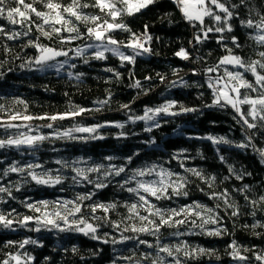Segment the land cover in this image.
Segmentation results:
<instances>
[{
  "label": "trees",
  "instance_id": "16d2710c",
  "mask_svg": "<svg viewBox=\"0 0 264 264\" xmlns=\"http://www.w3.org/2000/svg\"><path fill=\"white\" fill-rule=\"evenodd\" d=\"M46 2L25 0V3L44 12L48 11L44 7ZM57 2L67 5L71 0ZM227 2L239 5L234 10L237 15L230 21L233 31L222 34L212 32L207 39H203L198 23L193 26L185 18L175 0H156L132 15L121 14L116 22L125 24L131 32L116 30L111 33L114 39L126 44L132 33L142 36L145 31L152 37L151 41L145 43L150 52L136 55L135 64L122 62L112 52H105L104 59H96L95 52L91 50L77 56V49L85 48L94 40L82 35L81 39L62 43L55 34L52 39H48L39 32L37 25L42 21L33 13H29L31 20L25 21L23 25L13 24L6 16H0V28L9 34H21L13 40L0 34V119L17 114L20 117H33L31 125L18 121L0 122V139H14L22 135L47 137L38 142L35 148L28 145L0 148V186L8 187L12 192L11 197L0 193V214L13 220L11 227L0 225V264L5 260L15 264L10 257L17 254L24 261L31 256L33 259L28 264H153V261L160 264L159 257H164L163 264H171L172 257L159 252V246L185 243L189 250L203 248L207 251L204 254L198 253L194 258L185 257L183 252L174 253V256L178 255L181 259V264H262L256 256H264V227L254 228L253 225H264V201L254 208L249 201L264 196V157L260 154L264 151V127L257 122V128L248 129L229 106L209 107L214 100L213 89L208 86L209 79L222 76L225 68L229 71L243 69L225 65L214 72L207 70L216 68L220 59L228 55L226 48H231L234 55L241 56L245 61L261 59L258 53L264 51V46L258 45L251 38L255 31L244 27L240 21L259 19L257 13L264 14V0H246L245 4H241V0ZM81 3L91 5L93 0H81ZM18 6L16 0H5L6 8ZM82 11L89 15L105 16L91 6ZM73 22L81 34L86 32L87 27L93 26L75 21L74 18ZM205 24L212 25L211 18L205 17ZM45 30H50L48 25H45ZM25 32L28 35H24ZM198 34L202 43H198L195 38ZM61 35L67 36L68 33ZM233 36L241 45L238 49L232 43ZM29 41L68 51L67 57H56L48 63L68 62L69 65L64 64L59 71L41 72L34 63L40 53ZM182 49L187 52L188 59L177 55ZM120 50L125 55H134L130 48L120 47ZM85 60L88 62L85 63ZM29 61L33 63L29 64ZM78 75L79 79L76 78ZM245 78L250 82L255 80L250 72L245 73ZM137 80L141 83L140 88L133 87ZM103 101L107 103H101ZM168 102H175L170 112L176 115L160 113L153 120L136 119L144 116L146 109H156ZM181 106L195 111H182ZM81 108L85 111L76 116L69 115L55 121L47 119ZM247 110L248 105H243V111ZM48 124H52V127H47ZM76 127H96L97 131L73 132L74 139L62 135ZM148 128L151 131H147ZM92 136L99 138L92 139ZM208 136L217 139L223 137L228 143H213L207 139ZM241 143L248 146L237 147ZM57 161L62 163L58 164ZM63 162L69 166L65 167ZM29 164L40 165L34 169L37 173L49 172L53 178L60 176L61 183L37 184L27 171L8 172L4 175L13 165L27 168ZM153 164L162 165L184 177L187 181L184 190L188 193L187 196H177L169 190L171 199L151 198L156 207L179 210L200 204L204 206L203 209L196 211H200L204 218H218V222H209L200 227L201 217L191 213L187 218L184 215L174 218L184 219V224L171 227L165 225L155 235L132 231V225H143L138 217L128 219L133 214L125 205L136 203L138 198L122 189L120 184L134 170ZM99 165H104L99 173L87 172L88 168ZM110 165L123 166L126 171L119 176L105 178L104 172ZM74 168L84 169L89 180L94 183L82 177L74 181ZM186 169L201 172L204 179ZM237 175L242 178L237 179ZM212 177H215L214 181ZM96 182H104L107 187L97 189ZM127 186L134 187L135 182ZM225 192L229 195V203L238 208L239 215L233 216V209L227 207L224 200L213 198V193ZM92 193L94 195L91 199L77 201L78 196ZM41 201L49 202L46 210L40 205ZM65 201H77L83 206L81 213L68 217L69 222L85 219L97 227L95 235L99 239H92L91 234L60 231L51 226L45 228L41 225L40 231H35L38 225L34 221L26 227L18 223L24 216H42L44 211L59 210L66 215L67 211L61 207ZM33 203L41 208L40 212H33L26 207ZM110 203L117 206L107 213L102 209L92 212L90 207ZM72 207V204L68 205L69 209ZM206 209H212L213 212L209 213ZM138 211L141 216L149 215L143 208H138ZM150 219L159 223L156 216H150ZM58 222L66 227L62 221ZM114 224L119 227H114ZM217 229L221 230L220 235L208 234ZM29 238L38 243L20 248L19 242ZM105 240L108 242L105 243ZM140 240L147 241L152 247L140 244ZM10 241L14 243L9 244ZM233 242L240 247V254L246 260L241 261L231 255L230 245ZM124 257L131 259L125 260Z\"/></svg>",
  "mask_w": 264,
  "mask_h": 264
},
{
  "label": "snow or ice",
  "instance_id": "6c2138e0",
  "mask_svg": "<svg viewBox=\"0 0 264 264\" xmlns=\"http://www.w3.org/2000/svg\"><path fill=\"white\" fill-rule=\"evenodd\" d=\"M16 3L19 5L18 7L6 8L5 0H0V16H6V18L13 24H24L25 21H30L31 16L29 13L35 14L36 17L40 18L42 21L41 24L37 25V28L41 35L47 37L48 39H52L53 34L60 37L62 43L70 42L75 39H81L82 35H86L88 39L99 41L101 43L98 44H89L86 48H81L76 50V55L80 56L87 50V48H96L98 49L95 52L96 59H104V53L106 51H111L115 55L119 56L121 61L129 62L131 64H135L136 55H141L143 53H149L150 49L145 47V43L151 41L152 37L147 34V31L142 36H137L135 33L131 34L130 40L128 43H124L122 41H117L111 35L112 32L116 30L128 31L131 32L130 29L123 23L116 22L118 17L121 14L132 15L136 12L141 11L144 8H147L150 4L155 3V0H93L91 5L87 3H81V0H71V2L67 5H63L57 0H47L44 7L48 9L47 12L39 11L32 4L25 3V0H16ZM177 6L183 12L185 18L193 23V26H196L198 23L201 26L200 31L203 33V39H207L209 33H225L232 32L233 27L230 21L233 19L235 13V9L239 7L236 4H229L227 0H176ZM246 0H241V4H245ZM119 5V7H118ZM94 7L100 10V12L104 13L105 16L102 17L100 15H89L82 11L84 8ZM259 19H247L241 20L240 23L244 27L249 29H253L255 34L251 37L256 41V43L260 46H264V14L257 13ZM19 17V19H17ZM107 17V18H105ZM205 17L211 18L212 25L205 24ZM73 18L75 21H79L87 24H92V27H87L86 32L81 34L79 27L73 22ZM45 25L49 26L50 30H45ZM147 28V26H146ZM31 30L29 26V31ZM68 33L67 36L61 35V33ZM0 34H4L7 39L13 40L19 38L21 35L19 32H13L11 34L6 33L3 28H0ZM24 35H28V32H25ZM198 43H202L203 40L201 36L198 34L196 37ZM221 40H223V36H221ZM232 43L235 48H240L241 45L238 42L235 36L232 37ZM29 44L38 49L40 55L35 59L34 63L36 65L46 64L48 61L55 59L60 56H68V51L57 50L52 47L42 46L39 43H35L33 41H29ZM109 45H114L115 47H109ZM120 47H127L132 49L134 55H125L122 51H120ZM102 49V50H99ZM70 51V50H69ZM228 55L222 57L219 61V64L216 68H210L208 72H214L221 66L231 65L234 68L243 69V71H229L227 68L224 69V74L222 76H217L214 80L212 78L208 81V86L213 89L214 100L213 105H219L221 107L231 106V108L237 113L239 117V121L242 122L244 126L248 129L257 128L259 122V126L264 127V51H260L258 53L261 59L253 60V61H245L241 56L234 55L231 48H226ZM178 56H181L183 59H188V54L185 50H181L177 53ZM85 63L88 61L85 60ZM29 64L33 63L32 61L28 62ZM62 66V65H61ZM23 67V65H22ZM108 71H112V69H108ZM252 73L255 77L254 82H250L245 78V73ZM119 75V73H117ZM79 79V75L76 77ZM133 87L140 88V81H135ZM244 90L243 92L241 90ZM255 95H252V94ZM21 102L22 101H18ZM101 103H107V101H103ZM248 105L247 112L243 111L242 106ZM175 106V102H168L163 106L156 109H146L145 115L141 117H136L138 120H153L156 115L160 113L176 115L175 112H170ZM127 107V105H124ZM182 111H195V109H185L181 106ZM85 109H79L78 111L72 113H66L60 116H51L47 117V119L55 121L56 119H64L66 116H76L83 113ZM152 113V115H149ZM22 118L23 120H31L33 117L31 116H23L20 117L19 114L13 115L11 117L12 120H16ZM45 117H39V119H44ZM8 127H14L16 125H7ZM118 127H123V125H117ZM158 126V125H157ZM47 127L51 128L52 124H48ZM100 127V126H97ZM147 131H151V128L146 129ZM97 131L96 127H76L64 132L62 135L64 137L74 139L72 136L73 132L79 133H95ZM92 139L99 138L97 136L90 137ZM47 139L45 136H19L17 138H9V139H0V148L15 146L19 148L21 145H28L29 147L35 148L38 142ZM208 140H211L213 143H228L223 137L219 139L208 136ZM251 140V137L248 138ZM248 145L241 143L237 145V147L245 148ZM261 156L264 157V151H261ZM109 160L112 157H108ZM223 160V157H220ZM131 158H129V162ZM57 163H62L61 161H57ZM65 167L69 165L67 162H63ZM40 167V165H27L25 167H17L15 165L9 167L4 175H7L8 172H16V173H24L28 172V175L31 177L33 181L37 184L44 185H53L61 183V177L56 176L52 177L51 173H37L34 171L35 168ZM104 168V165H99L96 167H90L87 169V172H97L99 173L101 169ZM76 172V176L72 179L74 181L77 180V177H82L84 180H87L89 183H94L89 180L86 171L81 168H74ZM126 171L125 167H116L115 165H110L108 169L104 172V177L108 176H119L121 173ZM186 171L192 172L193 175L204 179L201 172L195 169H186ZM156 177L155 179H143L144 177ZM176 179H173V177ZM242 177L237 175V179H241ZM211 180H215V177H212ZM135 182V186H127L131 185ZM186 179L182 176H179L172 171L163 168L162 165H151L145 168L136 169L132 172V175L126 178L123 183L120 184V187L127 191L128 193L133 194L137 197V202L132 203L130 205H125L129 212L133 215L129 216L128 219H132L133 216L138 217L141 221V227H136L135 225L131 226V230L134 232H146L155 235L159 232L160 228L167 226H174L179 224H184L185 220H174L175 217L184 215L185 218L191 213H195L196 216L201 217L202 224L199 225L203 227L204 224L209 222L217 223L218 218L213 216H208L204 218L201 215L200 211H196L197 209H203L204 206L200 204L189 205L185 208H181L179 210L176 209H168L163 210L156 207L155 204L152 203L151 198H155L156 200H164L171 199L172 196L169 195V190L173 195H184L187 196L188 193L185 191ZM95 187L97 189L107 187V184L104 182H96ZM17 190H19V186H17ZM0 193H6L9 197L12 196V192L10 188L0 186ZM94 195L88 194L85 196H78L77 201H84L86 199H91V196ZM213 198H219L224 200L227 207L232 208V215H239V210L236 205L229 203V195L227 192L216 194L213 193ZM2 199V197H0ZM247 199V197H245ZM77 201H65L61 204V207L67 211V214L64 215L59 210H55L53 212L44 211L42 216H24L18 223L21 226H27L29 222L34 221L38 227H36L35 231H40V226L42 225L45 228L51 226V228L59 229L60 231H78L82 232L84 235H90L92 239H99L96 236L97 227L91 223H88L85 219L80 218L69 222V216H75L82 212V205ZM264 201V196H261L259 200H251L249 201L250 205L254 208L258 203ZM40 205L46 210L48 207L47 201L39 202ZM72 204L73 207L71 209L68 208V205ZM115 203L110 204H95L90 206L92 212H95L97 209H102L105 213H107L110 209L116 208ZM26 207L31 209L33 212H40L41 208L37 207L36 204H27ZM138 208H143L145 211L149 213V215L141 216ZM207 212H213L212 209H206ZM255 215V213H252ZM10 215V214H9ZM150 216H156L159 218V223L155 220L150 219ZM96 219H100V217H96ZM58 221H62L66 227H62ZM147 222V223H144ZM195 226V221H192ZM13 224V220L9 219L8 216L4 214H0V225H3L5 228L11 227ZM80 225H84V227H80ZM114 227H119L118 224H114ZM253 227H264V225L254 224ZM49 230H51L49 228ZM128 230V229H125ZM209 235H220L221 230L217 229L213 232H209ZM177 235H183L182 233H177ZM124 239H128L125 237ZM105 243L108 241L105 240ZM115 242V241H114ZM14 242H9L12 244ZM36 240L25 239L19 242V247L24 248L25 245L28 244H37ZM140 244H147L148 247H152L147 241L140 240ZM232 248L231 255L241 261L246 260L247 258L240 254V247L233 242L230 245ZM76 251V249H73ZM207 250L203 248L191 249L189 250V246L185 243L182 245L176 246H159V252L166 253L168 257H172L171 264H181V259L178 255L174 256V253L179 254L183 252L185 257H195L198 253L204 254ZM147 258V257H145ZM12 261H15V264H28V261H31L33 258L31 256L27 257V261L23 260V257L19 254L13 255L10 257ZM125 260H130V257H124ZM160 264H163L164 257H159ZM256 259L261 261L264 264V256L257 255ZM3 264H9L8 260L3 261ZM153 264H157L156 261H153Z\"/></svg>",
  "mask_w": 264,
  "mask_h": 264
},
{
  "label": "rangeland",
  "instance_id": "374dc122",
  "mask_svg": "<svg viewBox=\"0 0 264 264\" xmlns=\"http://www.w3.org/2000/svg\"><path fill=\"white\" fill-rule=\"evenodd\" d=\"M156 1V0H155ZM145 9V8H144ZM143 10V9H142ZM182 12V11H181ZM183 14V12H182ZM184 15V14H183ZM98 43H101L99 41H93L92 44H98ZM109 47H115L114 45H109ZM86 48V47H85ZM87 50H91V51H94L96 52L98 49L96 48H87ZM86 50V51H87ZM99 50H102V49H99ZM121 51V50H120ZM106 52H111V51H106ZM113 53V52H112ZM64 64H67L69 65V63H56V64H49L48 62L46 64H43V65H37L38 66V69L41 71V72H46L48 70H62V67ZM62 65V66H61ZM231 107V106H229ZM242 109H243V106H242ZM4 121H7V122H22L24 123L25 125H31L32 121L31 120H23L22 118H19V119H16V120H12L11 118H6V119H0V122H4ZM28 136V135H27Z\"/></svg>",
  "mask_w": 264,
  "mask_h": 264
},
{
  "label": "water",
  "instance_id": "95a60500",
  "mask_svg": "<svg viewBox=\"0 0 264 264\" xmlns=\"http://www.w3.org/2000/svg\"><path fill=\"white\" fill-rule=\"evenodd\" d=\"M64 56H60V57H57V59H60V58H63ZM54 60V59H53ZM53 60L51 61H48V62H52Z\"/></svg>",
  "mask_w": 264,
  "mask_h": 264
},
{
  "label": "bare ground",
  "instance_id": "6f19581e",
  "mask_svg": "<svg viewBox=\"0 0 264 264\" xmlns=\"http://www.w3.org/2000/svg\"><path fill=\"white\" fill-rule=\"evenodd\" d=\"M176 1V0H175Z\"/></svg>",
  "mask_w": 264,
  "mask_h": 264
}]
</instances>
